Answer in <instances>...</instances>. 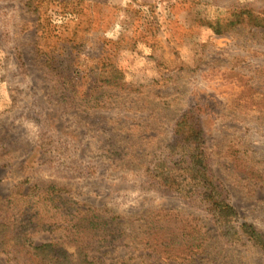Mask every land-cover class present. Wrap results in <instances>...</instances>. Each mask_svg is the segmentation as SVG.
<instances>
[{
  "label": "rangeland",
  "instance_id": "rangeland-1",
  "mask_svg": "<svg viewBox=\"0 0 264 264\" xmlns=\"http://www.w3.org/2000/svg\"><path fill=\"white\" fill-rule=\"evenodd\" d=\"M244 6L264 16V0H0V200L42 180L80 208L122 215L129 234L94 253L97 264L156 261L140 219L164 209L209 232L187 264H264L253 243L220 241L203 198L147 185L175 121L200 104L209 166L235 224L264 234V28L247 18L211 28ZM107 64L120 86L99 81ZM0 264L22 263L0 252Z\"/></svg>",
  "mask_w": 264,
  "mask_h": 264
},
{
  "label": "trees",
  "instance_id": "trees-1",
  "mask_svg": "<svg viewBox=\"0 0 264 264\" xmlns=\"http://www.w3.org/2000/svg\"><path fill=\"white\" fill-rule=\"evenodd\" d=\"M235 9L232 17L211 24L214 33H222L247 18L248 23L264 28L263 14ZM99 81L109 87L120 86L123 74L114 65H103ZM195 105L175 121L169 145L155 153L147 169L148 189L164 188L185 198L200 196L209 205L208 214L219 225L218 238L234 244L253 243L264 252V234L253 224H235L236 212L226 200L209 166L207 131ZM30 183L26 191L25 184ZM64 187L56 182L25 180L10 196L0 200V252L11 253L22 264H97L94 253L121 244L129 234L122 215L107 208H80L63 198ZM143 249L161 264L171 261L187 264L202 254L209 232L197 219L171 209L158 210L141 219ZM60 233L59 237L35 244L32 235L39 231ZM66 244L73 250L70 251ZM94 254V255H93Z\"/></svg>",
  "mask_w": 264,
  "mask_h": 264
}]
</instances>
